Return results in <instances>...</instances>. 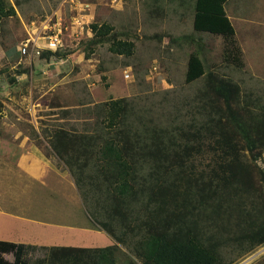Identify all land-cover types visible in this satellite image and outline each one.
<instances>
[{
    "label": "trees",
    "instance_id": "16d2710c",
    "mask_svg": "<svg viewBox=\"0 0 264 264\" xmlns=\"http://www.w3.org/2000/svg\"><path fill=\"white\" fill-rule=\"evenodd\" d=\"M228 2L195 0L194 29L223 35L234 47ZM19 4L0 0V36ZM91 28L86 58L104 43L114 54L134 55L136 43L114 25ZM192 41L201 48L189 56L185 81L202 78L206 86L188 98L186 112L140 115L128 98L112 97L48 113L49 154L66 164L95 226L115 243L42 247L47 255L33 263L19 257L21 244L0 241V264H119L122 244L143 264H233L264 245V92L244 95L235 80L207 68L202 42ZM67 53L41 50L40 57ZM92 105V117L77 115ZM10 252L14 261L4 256Z\"/></svg>",
    "mask_w": 264,
    "mask_h": 264
},
{
    "label": "rangeland",
    "instance_id": "374dc122",
    "mask_svg": "<svg viewBox=\"0 0 264 264\" xmlns=\"http://www.w3.org/2000/svg\"><path fill=\"white\" fill-rule=\"evenodd\" d=\"M10 1L16 3V0ZM18 1L20 2L17 5L18 16L5 20V36L1 37L3 46L10 48L18 47L19 49V41L26 37L31 19L44 17L59 8L67 17L73 13L70 5L63 3L64 0ZM79 1L93 4L94 11H90V27L94 22H108L114 25L115 30L122 37L136 43L134 55L126 57L114 54L109 50L110 44L104 43L98 46L90 57L97 76L95 86L89 87L82 79L72 83H60L56 89L49 90L50 80L44 81L47 84L39 92V96L35 95L38 102L43 104L45 100L54 102L55 98L60 96L69 105L81 107L83 103L89 104L91 101L101 103L112 97H123L135 104V110L138 109L136 112L140 115L155 116L156 114V116L163 115L168 118V114L175 113L180 106L181 109L184 108L182 111L186 112L188 98L194 97L200 88L206 86L202 78L192 83L185 81L189 56L201 48L199 42L194 43L192 40L202 42L205 64L212 72L235 80L241 86L244 95L253 94L259 97L264 92V0H229L226 5L227 13L235 27L234 47H239L241 51L240 63L234 60L235 49L223 35L199 32L194 29L195 0ZM82 7L83 5H74L75 12L77 8L79 11ZM91 38L85 36L80 41L79 50L77 49L84 58L89 49L86 46L87 41ZM230 50H232L231 55ZM79 76L77 75L76 78L78 79ZM73 84L75 88L72 90ZM26 92L25 94L29 95ZM22 94L23 90L19 95ZM262 99L264 101V96ZM24 106L19 103L15 109H20L19 112L36 114L34 118L39 132L34 128L33 123L26 122L27 132L49 155V134L54 130V122L49 118L38 120V115L44 111L36 112L38 108L34 109L32 104L26 108ZM93 106L78 110L77 115L92 117L93 109L96 107ZM142 108L150 112L141 110ZM51 111L47 110L45 113L48 114ZM2 124L3 122L0 121V137L4 134ZM86 124L87 122L83 127L87 126ZM2 151L5 154L4 150ZM259 164L264 166V155L259 160ZM89 208L92 212L90 205ZM121 248L118 253L119 264H130L129 262L143 264V259L137 254L129 255L127 246L122 244ZM257 249L243 257H236L238 259H234L232 263L237 264L252 258V254ZM47 253L46 249L34 248L31 257L27 256L25 259L34 263L44 258ZM12 256L13 254H9L5 258L14 261L15 256ZM248 264H264V250Z\"/></svg>",
    "mask_w": 264,
    "mask_h": 264
},
{
    "label": "crops",
    "instance_id": "0c3cea01",
    "mask_svg": "<svg viewBox=\"0 0 264 264\" xmlns=\"http://www.w3.org/2000/svg\"><path fill=\"white\" fill-rule=\"evenodd\" d=\"M72 10L69 17L64 13L66 18L77 13ZM3 35L0 36V97L4 105L0 111L4 132L0 137V241L21 244L18 253L21 259L30 258L34 248L114 244L109 234L95 226L65 163L56 155H47L27 132L26 122L33 123L39 132L36 114L15 109L19 103L25 108L32 104L34 109L38 108L36 112L44 111L38 115L41 120L54 116L46 114L47 110L77 107L60 96L54 102L45 100L43 104L35 95L48 80L49 90L56 89L60 83L82 79L89 87L95 86L97 76L92 59L78 53L81 42L71 35L66 37L67 55L51 60L23 55L18 47L3 46ZM85 36L93 37L90 27L82 39ZM77 75H80L78 79ZM22 90L23 94L19 95ZM32 125L29 127L33 128ZM9 254L15 256L14 252L4 256Z\"/></svg>",
    "mask_w": 264,
    "mask_h": 264
},
{
    "label": "built area",
    "instance_id": "2783aa9c",
    "mask_svg": "<svg viewBox=\"0 0 264 264\" xmlns=\"http://www.w3.org/2000/svg\"><path fill=\"white\" fill-rule=\"evenodd\" d=\"M64 4H69L72 9L74 5H83L77 8V13L70 19L66 18L61 8L53 10L50 14L41 18H34L29 21L26 37L21 41L19 50L26 56H40L41 50H52L64 48L67 35L74 36L77 40L82 39V35L88 29L89 19L93 11V4L81 2L79 0H64ZM74 28V29H73ZM156 68V67H155ZM264 245L260 246L250 259H245L237 264H248L255 256L261 255ZM236 264V263H235Z\"/></svg>",
    "mask_w": 264,
    "mask_h": 264
},
{
    "label": "clouds",
    "instance_id": "9594fccd",
    "mask_svg": "<svg viewBox=\"0 0 264 264\" xmlns=\"http://www.w3.org/2000/svg\"><path fill=\"white\" fill-rule=\"evenodd\" d=\"M90 27V24H89V26H88V28ZM91 28V27H90ZM91 31H92V28H91ZM81 41V40H80Z\"/></svg>",
    "mask_w": 264,
    "mask_h": 264
}]
</instances>
